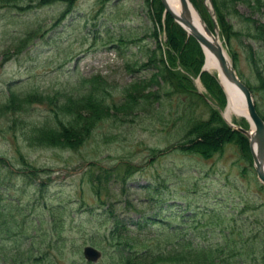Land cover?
I'll list each match as a JSON object with an SVG mask.
<instances>
[{
  "label": "rangeland",
  "instance_id": "374dc122",
  "mask_svg": "<svg viewBox=\"0 0 264 264\" xmlns=\"http://www.w3.org/2000/svg\"><path fill=\"white\" fill-rule=\"evenodd\" d=\"M189 1L205 22L204 15ZM205 2L207 3L206 0ZM159 6L160 16L164 20L169 13L161 0H74L72 11L64 19H60L65 8L62 0L25 12L1 9L0 62L3 61L5 52L14 51L20 34L35 26L30 25L32 21L39 22L40 31L25 49L0 65V98L7 90L8 83L13 81L17 86L16 91L32 90L40 93L44 102L32 103L30 112L36 121H42L50 110L46 99L65 92L79 94V78H101L114 91L124 89L126 84L139 78L149 81L154 69L150 68L152 65L147 66V60L158 53V49L157 53L154 51L156 39L152 31L155 24L151 19V10L152 7L157 10ZM227 17L233 26L232 30L237 33L230 38V50L236 58L234 68L243 82H250L255 87L256 90H252L255 107L264 114V40L255 38L252 24H264V0L237 1ZM261 27L264 28V25ZM157 33L161 45L166 48V33L163 28L157 27ZM185 33L186 36L189 35L186 30ZM224 49L231 59L225 45ZM204 59L203 52L200 71L191 78L195 92L205 94L208 106L216 107L229 126L237 131L236 127L239 126L250 130V122L245 117L232 115L231 121L226 118V91L216 71L205 68L202 70ZM137 64L146 69L141 70ZM131 67L136 71H132ZM201 72L212 74L216 78L224 95L221 107L209 97L200 78ZM113 96L118 100L119 92H115ZM181 96L173 94L171 107L168 104L163 106L164 124L145 117L148 116L145 112H154L158 108L155 103L153 107L136 112L142 114L138 120L145 118L142 123H131L129 119L119 120L116 128L110 124L111 129L108 127L109 121L98 123L93 137L75 151L29 147L17 128L19 124H23L22 120H19L21 123L12 125L8 114L0 115V156L15 159L18 158V152H21L37 166L51 170L45 178L48 184L44 189L38 190V180L35 183L33 180L25 182L18 169L13 168L15 173L9 175L3 164H0L2 212L8 220L16 218L14 224H21L22 217L26 220L33 218L37 223L32 222L35 227L30 228L28 234L37 238L39 233L50 228L47 221H44L48 216L47 208L62 203L66 210L59 209L57 213L63 212L65 223L62 234L67 240L63 256H59L58 251L53 248L51 258L55 261L54 264H69L71 257L82 254L85 244H92L88 239L90 234H99L95 236L100 237L110 224H102L105 216L101 214V202L96 199L87 182L88 176H82L85 161L96 159L107 167L119 163L121 166L111 173L112 177L106 183L108 193H104V198L107 202L115 203L121 222H132L140 214L154 212L159 208L172 225L181 223L183 219L185 222L180 226H184L186 236L193 235L197 242H222L228 233L229 240L234 241L251 237L256 252L251 250L242 253V249L241 252L238 251V259L243 264H264V185L254 169L249 139L239 131L246 138L249 159H244L237 145L232 143L226 144L223 151L208 159L166 150L184 132L183 119L178 117L183 111L180 100L184 97ZM190 102L191 106L196 103V115L207 117L208 106L197 99ZM153 147L164 150L160 153L162 155L151 157L150 149ZM124 161L141 166L124 187L131 201L137 202L134 210L126 209L125 197L121 194L122 183L119 178H115L122 173ZM154 180L159 184L160 196L164 199L157 206L153 202L146 203L144 199V187L151 185ZM10 202L15 203V208L21 207L20 212L8 207ZM156 226L158 225L153 228ZM129 229L134 230L133 224H130ZM238 232L245 237H239ZM125 233H128L127 230ZM17 234L18 232L14 234L17 242L10 247L15 248L17 244L25 242ZM1 235L6 236L7 233L2 231ZM242 246L245 248L244 241ZM125 253L127 252L123 254ZM103 258L107 260L105 256Z\"/></svg>",
  "mask_w": 264,
  "mask_h": 264
},
{
  "label": "trees",
  "instance_id": "16d2710c",
  "mask_svg": "<svg viewBox=\"0 0 264 264\" xmlns=\"http://www.w3.org/2000/svg\"><path fill=\"white\" fill-rule=\"evenodd\" d=\"M56 1L58 0H0V10L6 8L25 12ZM62 1L65 2V8L60 14V19H64L74 7V0ZM191 1L204 15L206 24L212 29L213 18L205 6L204 0ZM237 1L240 0H212L220 37L230 53L233 65L236 64V58L230 50V38L237 33L232 30L233 26L228 21L227 14ZM160 10V6L157 10L153 7L151 10V19L155 24L152 31L156 39L154 51L157 53L158 49V57L157 55L150 56L147 60V66L152 65L150 68L154 69L149 81L146 82L143 78H139L129 82V85L126 84L124 89L114 91L101 78H79L77 81V85L81 89L79 94L73 95L71 92H65L60 96L54 95L46 99L50 105V110L45 120L42 121L35 120V116H32L30 112V106L32 103L44 102V97L32 90L16 91L15 87L17 86L13 81L8 83L7 90L0 98V115L8 114L9 122H13L12 125L21 123L19 120H22L23 124H19L17 128L29 147L75 151L93 137L98 123L109 121L108 127L110 129V124L116 128L119 120L127 121L129 119L131 123H142L145 118L138 120L142 114L136 112L153 107L155 103L158 108L154 109V112L151 110L145 112L148 115L145 117L149 119L151 117L158 124H164L163 106L168 104L171 107V96L180 94L181 97H184L180 100L183 111L178 117L183 119L184 132L181 138L169 144L166 150L195 154L208 159L215 153L223 151L226 144L232 143L237 145L244 159H249L250 155L244 135L229 126L221 118L216 107L208 106L205 94L203 96L194 90L191 78L199 73L203 61L200 45L192 36H186L185 30L174 22L169 14L162 20ZM34 24L35 26L25 29L20 34L14 51H11L12 53L5 52L3 54L4 58L0 65L4 61H8L14 54L21 52L33 41L40 31L39 22L34 20L30 25ZM252 24L255 28V38L264 40V28L261 27L264 24L260 25L255 22ZM157 27L163 28L166 33V48H163L160 39H158ZM138 67L141 70L146 69L143 65H138ZM131 70L136 71L134 67H131ZM200 78L210 95L209 97L217 106L221 107L224 104V95L216 78L206 72H201ZM245 84L251 93L252 90H256L250 82L245 81ZM115 92H119L118 100L114 99ZM196 99L208 106L207 117L194 113V106L197 101L193 106H191L190 101ZM257 111L264 119V114L258 108ZM6 117L8 120V116ZM161 119L162 121H159ZM162 151L164 150H157L153 147L150 149V155L151 157L160 156ZM18 153V158L15 159H6L0 156V164H3L9 175L15 173L13 168L18 169L25 182L26 180H33L35 183L38 180L36 184L38 190L44 189L48 184L45 178L49 176L51 170L37 166L25 154ZM123 164L122 173L115 178H119L122 183L121 194L125 197L126 209L134 210L137 207L136 203L132 202L130 197L126 195L124 187L127 180L138 172L141 166L129 161H124ZM119 165L118 163L116 166L107 167L101 165L96 159L86 160L85 169L82 172V176H88L86 177L87 182L93 189L96 199L101 202L100 208L103 209L101 214L105 216L102 224L110 223L106 232L100 234V237L95 236L99 234H90L88 238L92 244L101 248L103 256L107 258V260L103 258L102 263L99 264H243L238 259L240 258L238 251L241 252L243 249L242 253H248L251 250L256 252L253 239L245 237L240 232L237 233L238 236L246 238L243 240L245 248L242 246L243 241L229 240V233L222 242L207 244L197 242L193 235L186 236L184 226H180L185 222L183 219L181 223L172 225L173 223L165 219L164 212L159 208L154 212L142 213L134 221H126L127 224L125 221L121 222L118 219L119 214L116 213L115 203L107 202L104 198L106 196L104 193H108L105 189L106 183L112 177L111 173H114ZM38 175H40L39 179L37 178ZM158 185L154 180L151 185L144 187L146 203L153 202L157 206L158 203L163 202L164 199L160 196V186ZM14 206L15 203L10 202L8 207L20 212L21 207L15 208ZM2 208L3 203H0V232L5 231L7 235L3 236L0 233V264H54L55 261L51 258V249L53 248L58 251L59 256H63L67 239L62 234V226L65 223L62 211L63 209L66 210L62 203L47 208L48 216L44 221L45 223L47 221L50 228L46 229L44 233H39L37 238L35 235L30 237L28 234L30 228L35 227L32 222L37 223L33 218L26 220L25 217H22L23 222L21 224H14L16 218L11 217L8 220L2 212ZM59 209L62 211L57 213ZM212 215L211 212L210 217ZM130 224H133V231L129 229ZM154 225L158 226L153 228ZM126 230L128 233H125ZM16 232H18L19 237L21 236V239L24 238L25 242L19 243L13 248L10 245L18 240L16 235L14 236ZM248 238L252 240L249 241ZM124 252L127 253L123 254ZM69 264L87 263L83 260L82 255H79L75 258L71 257Z\"/></svg>",
  "mask_w": 264,
  "mask_h": 264
},
{
  "label": "water",
  "instance_id": "95a60500",
  "mask_svg": "<svg viewBox=\"0 0 264 264\" xmlns=\"http://www.w3.org/2000/svg\"><path fill=\"white\" fill-rule=\"evenodd\" d=\"M208 1L212 8V1ZM161 2L169 15L198 42L203 52L204 48H206L217 58L222 74L226 80L235 85L243 93L249 118L254 123V129L251 132L240 126L236 127V129L247 135L254 169L258 179L264 185V120L257 112L251 91L237 75L231 59H229L224 47L219 42L216 24L214 23L213 31L206 24H204L203 31L199 30L192 23L189 11V0H180L181 9L179 13H175L171 9L167 0H161ZM211 13L214 15L213 11ZM202 70H204V66ZM83 254L88 260H95L100 255V252L93 246L86 245L83 248Z\"/></svg>",
  "mask_w": 264,
  "mask_h": 264
},
{
  "label": "bare ground",
  "instance_id": "6f19581e",
  "mask_svg": "<svg viewBox=\"0 0 264 264\" xmlns=\"http://www.w3.org/2000/svg\"><path fill=\"white\" fill-rule=\"evenodd\" d=\"M167 3L171 7V9L175 13H179L180 11V0H167ZM189 11L192 23L201 31L204 29V21L202 20L199 12L189 3ZM205 53V62L204 68L208 71H216L221 80V84L226 91L228 103L225 109V116L228 120L231 121L232 115H238L245 117L250 122V130L249 132L253 131L254 123L251 121L247 111V105L243 93L233 84L228 82L224 75L222 74L221 68L219 66L217 58L208 51V49L204 48Z\"/></svg>",
  "mask_w": 264,
  "mask_h": 264
}]
</instances>
